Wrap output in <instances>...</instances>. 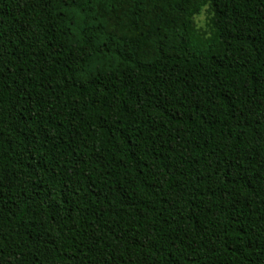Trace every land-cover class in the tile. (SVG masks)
<instances>
[{
  "label": "trees",
  "instance_id": "1",
  "mask_svg": "<svg viewBox=\"0 0 264 264\" xmlns=\"http://www.w3.org/2000/svg\"><path fill=\"white\" fill-rule=\"evenodd\" d=\"M0 264H264V0H0Z\"/></svg>",
  "mask_w": 264,
  "mask_h": 264
},
{
  "label": "rangeland",
  "instance_id": "2",
  "mask_svg": "<svg viewBox=\"0 0 264 264\" xmlns=\"http://www.w3.org/2000/svg\"><path fill=\"white\" fill-rule=\"evenodd\" d=\"M209 16H210V13L208 11V6L207 7L204 6L201 9V11L198 14H196L193 18L195 26L201 31L207 30L206 24H207Z\"/></svg>",
  "mask_w": 264,
  "mask_h": 264
},
{
  "label": "clouds",
  "instance_id": "3",
  "mask_svg": "<svg viewBox=\"0 0 264 264\" xmlns=\"http://www.w3.org/2000/svg\"><path fill=\"white\" fill-rule=\"evenodd\" d=\"M205 7H207V5H205Z\"/></svg>",
  "mask_w": 264,
  "mask_h": 264
}]
</instances>
